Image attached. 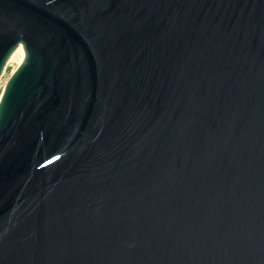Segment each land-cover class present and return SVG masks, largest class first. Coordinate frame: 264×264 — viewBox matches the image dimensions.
I'll return each instance as SVG.
<instances>
[{
  "label": "water",
  "instance_id": "1",
  "mask_svg": "<svg viewBox=\"0 0 264 264\" xmlns=\"http://www.w3.org/2000/svg\"><path fill=\"white\" fill-rule=\"evenodd\" d=\"M0 264H264V0H0Z\"/></svg>",
  "mask_w": 264,
  "mask_h": 264
},
{
  "label": "rangeland",
  "instance_id": "2",
  "mask_svg": "<svg viewBox=\"0 0 264 264\" xmlns=\"http://www.w3.org/2000/svg\"><path fill=\"white\" fill-rule=\"evenodd\" d=\"M18 60L16 61H12L10 62L4 69L1 77H0V102L2 100L5 88H6V84L9 82L10 80V76L12 75V73L14 72V70L16 69L17 65L20 63V60L22 58V54H18ZM8 81V82H7Z\"/></svg>",
  "mask_w": 264,
  "mask_h": 264
},
{
  "label": "bare ground",
  "instance_id": "3",
  "mask_svg": "<svg viewBox=\"0 0 264 264\" xmlns=\"http://www.w3.org/2000/svg\"><path fill=\"white\" fill-rule=\"evenodd\" d=\"M19 53L22 54V57H23V51L20 50V49H18V50L15 51L13 59H12L11 61H8V60H7V63L9 64V63L12 62V61H16V60H18V59H19V58H18V57H19V56H18ZM21 60H22V58H21ZM21 60H20V61H21ZM8 64H7V65H8ZM7 65H6V66H7Z\"/></svg>",
  "mask_w": 264,
  "mask_h": 264
}]
</instances>
